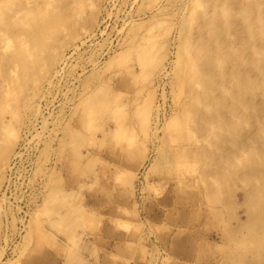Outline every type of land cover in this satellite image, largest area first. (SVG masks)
I'll use <instances>...</instances> for the list:
<instances>
[{
	"label": "rangeland",
	"instance_id": "rangeland-1",
	"mask_svg": "<svg viewBox=\"0 0 264 264\" xmlns=\"http://www.w3.org/2000/svg\"><path fill=\"white\" fill-rule=\"evenodd\" d=\"M225 2L218 26H264V0ZM216 3L0 0V264H264V35L237 45L234 111L223 64L200 102L181 84ZM129 66L140 80L113 98ZM188 116L207 122L195 144ZM180 134L189 147L170 161Z\"/></svg>",
	"mask_w": 264,
	"mask_h": 264
},
{
	"label": "bare ground",
	"instance_id": "bare-ground-1",
	"mask_svg": "<svg viewBox=\"0 0 264 264\" xmlns=\"http://www.w3.org/2000/svg\"><path fill=\"white\" fill-rule=\"evenodd\" d=\"M216 2H219V4L216 5L215 11L209 16V19H204L203 17L198 16L197 23H196V29L197 34L196 38L191 39L190 42L187 44L185 49V55L184 59H182V69L180 72L182 82L181 84L185 85L187 89V96L189 97L188 102H200V100L196 97L197 90L196 85L197 84H204L207 76L209 78V72L211 66H219L223 64L222 71L218 72L219 75L223 77L224 82H228L230 84L228 87L229 90H232L234 92V98L232 100L224 101L229 105L230 102L232 106L226 107V110L234 111V109L237 108V106L242 105L241 95L239 93V90H236L237 83L241 82V75L240 72L243 70L244 67V61L241 60L238 55V59L236 58V52H237V45L239 41L244 38L248 41L250 45H252V42L255 40L256 37L259 36V34L264 35V26L262 25L261 20H258L260 25L257 24V21L254 19L246 18V20L243 22V31H239V28L236 23L230 22L226 23L225 25L218 26L219 19L226 20L227 18V7L225 0H214ZM219 7V9H217ZM221 20V21H224ZM89 22V21H88ZM89 24V23H88ZM212 25V27H211ZM135 27H132L131 30H134ZM139 29V28H138ZM235 52V57L234 53ZM206 57L207 60H204ZM119 56H114L111 59V63H114ZM154 58V52L153 50H149L147 54L142 55L139 57V63L138 68L141 71V74L146 73V70L149 69L152 65H150V61ZM181 60L180 56L178 55V61ZM51 63V59L46 63V68ZM250 66V71H253L252 68L253 62L249 61L247 63ZM156 66V64L154 65ZM48 69V68H47ZM194 72H198L199 76L193 77ZM121 78L119 80H115L116 75L112 77V81H114L115 84L111 85L110 92L113 98L120 96L122 92H119L118 90H127L131 91L133 88V82L138 83V80H140V75L137 74L136 66H129L127 69L124 70V72H121ZM218 75V74H217ZM223 82V83H224ZM252 76L251 73L248 75L247 80V86L252 87ZM144 88V87H143ZM234 89V90H233ZM112 98V99H113ZM150 100H152L150 102ZM149 101V102H147ZM154 101V95L149 94V97L144 102L143 106H146L148 108V113H151V109L153 106ZM188 102L184 103V108H187ZM225 102H223L225 104ZM184 113V112H183ZM188 120L185 122L187 125H189L188 131L190 133L188 134V141L191 142V144H195L197 142L202 141L203 138H206L205 135V125L207 122L205 121L203 124H200L197 126L195 124L194 128V118L188 116ZM175 140L178 148L175 154L172 155L170 158V161L175 160L178 161L180 150H183V146L189 147V143L185 142L180 135H174ZM1 138V135H0ZM200 138V139H199ZM3 142V141H2ZM186 144V145H185ZM202 145V144H201ZM201 147V146H200ZM201 148H199V151ZM146 148H143V157L141 158V163L145 162L148 156L146 155ZM199 151L196 152V155H199ZM198 160H195L194 163H197ZM117 170V169H116ZM119 170V169H118ZM121 171V170H120ZM118 173V171H115ZM119 174V173H118ZM117 174V175H118ZM120 178V177H119ZM4 253V252H3ZM3 256V254H2ZM38 264V263H37ZM41 264V263H39Z\"/></svg>",
	"mask_w": 264,
	"mask_h": 264
}]
</instances>
